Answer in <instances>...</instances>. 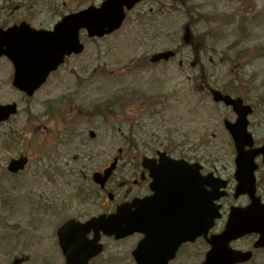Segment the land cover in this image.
<instances>
[{
    "label": "rangeland",
    "instance_id": "1",
    "mask_svg": "<svg viewBox=\"0 0 264 264\" xmlns=\"http://www.w3.org/2000/svg\"><path fill=\"white\" fill-rule=\"evenodd\" d=\"M103 1L0 0V29L21 21L49 29ZM81 39L84 53L67 59L31 98L13 87V65L0 58V106L19 108L0 124V264H65L58 228L114 210L131 189L119 185L133 179L136 155L172 150L174 158L232 179L236 151L224 120L234 122L236 115L214 104L203 80L253 106L250 131L257 144L264 141V0H145L118 32L102 39L83 32ZM167 50L177 57L151 64L153 55ZM148 98L156 107L142 112L138 101L149 105ZM111 101L123 102L126 112L116 107L96 114ZM119 150L110 202L92 176ZM21 154L30 163L11 175L8 163ZM136 239L104 240L106 250L93 264H128L125 251Z\"/></svg>",
    "mask_w": 264,
    "mask_h": 264
},
{
    "label": "water",
    "instance_id": "2",
    "mask_svg": "<svg viewBox=\"0 0 264 264\" xmlns=\"http://www.w3.org/2000/svg\"><path fill=\"white\" fill-rule=\"evenodd\" d=\"M143 0H106L100 7L91 6L79 13L66 16L53 31L34 30L28 24L22 23L6 31L0 30V57L7 56L14 64L15 78L13 85L20 91L32 97L46 82L52 72L64 64L65 57L79 55L84 51L80 42V32L87 30L89 37L102 38L119 30L126 17L127 11L132 10ZM175 57L174 52L159 53L152 58L153 63L162 60L169 61ZM215 103H223L232 107L238 119L235 123L225 122L226 128L235 143L236 174L238 182L236 197L249 195L252 205L245 209L232 208L226 229L208 239L210 230L216 220L221 218L220 206L214 204L225 193L227 182H222L212 176L203 177L199 164L189 165L185 161H174L166 153H159L164 169L155 176L153 190L164 200H179L184 209L189 206L200 207L194 213L195 220L185 212L175 214L171 228L163 229V241L183 244L194 242L197 238L205 237L212 245L204 264H237L245 262L243 253L230 249L231 242L247 235L259 234V246L264 247V204L255 198L256 178L258 170L256 159L264 160V146L254 149L253 136L249 133V116L253 114L250 106L244 105L240 98L225 96L219 91H212ZM17 113L16 105L0 106V123L7 121ZM95 137L94 133L91 134ZM118 159L103 173H95L93 180L101 189H105L108 180L116 169ZM147 160H145L146 164ZM28 163L27 158L13 160L9 171L18 173ZM193 184V188H188ZM212 186L214 192L208 195L205 186ZM194 192V195H187ZM183 194V195H178ZM163 218V216H161ZM149 226V215L145 200H135L132 204H123L112 215H101L81 224L75 220L69 221L59 230L61 246L67 257L68 264H88L103 251L99 244L101 234L115 237L117 240L136 233L145 234ZM94 233V239L88 236ZM148 243L143 240L135 253L138 264H164L146 258ZM167 259L165 262H167Z\"/></svg>",
    "mask_w": 264,
    "mask_h": 264
},
{
    "label": "flooded vegetation",
    "instance_id": "3",
    "mask_svg": "<svg viewBox=\"0 0 264 264\" xmlns=\"http://www.w3.org/2000/svg\"><path fill=\"white\" fill-rule=\"evenodd\" d=\"M153 159L150 168H145L142 162L137 163V168L135 169V174L133 179L126 183H121L119 185L120 190H128L127 193L123 196L122 202H131L134 199H145L147 205V211L149 212L150 219V231L149 238H154L157 236V232L153 230L152 227H159L158 222L164 220L161 218V214L168 213L174 211V202L169 200H162L161 198L154 199V196H157V193L153 190L154 185V176H159L162 172L161 170V161L156 160V155L151 157ZM203 174L215 173L217 176L222 177L219 173H216L212 170H206L203 168ZM228 186V195L223 196L218 204L221 207L222 218L216 223L213 228L212 234L222 232L227 223L228 214L230 209L233 206H242L245 204L248 199L247 198H236L235 195H231L230 193L233 191L234 183L232 180H229ZM206 191L209 193L212 191V187L206 186ZM260 194V192H259ZM187 195H194L193 192ZM116 197H114L115 199ZM180 205V203H178ZM182 211H190L189 207L184 209L183 205L181 207ZM168 220V219H166ZM136 239L135 243H132L129 246V250L125 251V261L128 264H136L134 258V251L136 250L139 242L143 238L141 235H134L132 237L123 239V240H115V242H123L128 241L130 239ZM258 244V236L250 235L241 240H238L232 243V248L237 251H241L243 253L249 254L251 259L243 264H264V248L257 247ZM210 251V246L206 242L205 239H197L195 242H189L186 244L180 245L176 248L175 244H170L165 251H162L158 247H153L148 245L146 248V256L149 260L158 259L160 254V261H165V259L173 256V258L169 261V264H201L206 260L207 254ZM66 264V263H65Z\"/></svg>",
    "mask_w": 264,
    "mask_h": 264
},
{
    "label": "trees",
    "instance_id": "4",
    "mask_svg": "<svg viewBox=\"0 0 264 264\" xmlns=\"http://www.w3.org/2000/svg\"><path fill=\"white\" fill-rule=\"evenodd\" d=\"M202 84L205 86L204 88H209V83H208V80H203L202 81ZM201 93V92H200ZM148 100H151V98H148ZM150 106V109L152 107H154V104H149L148 107ZM116 107H119L120 108V111L121 113H125L126 111H124V104L123 102L121 101H111L105 105H102V106H99L97 109H96V114H99V115H106L107 112H114V110L116 109ZM138 107L140 108H143L144 107V104L143 103H140L138 105ZM170 153L172 152V150H169Z\"/></svg>",
    "mask_w": 264,
    "mask_h": 264
}]
</instances>
